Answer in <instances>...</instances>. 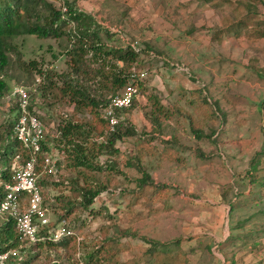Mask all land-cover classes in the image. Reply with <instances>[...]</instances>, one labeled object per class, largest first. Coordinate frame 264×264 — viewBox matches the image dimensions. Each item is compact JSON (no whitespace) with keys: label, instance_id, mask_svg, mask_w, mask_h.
Returning <instances> with one entry per match:
<instances>
[{"label":"rangeland","instance_id":"rangeland-1","mask_svg":"<svg viewBox=\"0 0 264 264\" xmlns=\"http://www.w3.org/2000/svg\"><path fill=\"white\" fill-rule=\"evenodd\" d=\"M46 1L54 7L74 3L90 14L109 33L106 40L100 33L106 46L139 49L137 70L145 75L133 108L120 116L135 135L115 143L116 154L95 160L104 169L95 178L110 180L109 192L93 200L91 212L66 217L78 241L74 250L44 245L33 250L36 256L29 264H74L97 248L104 234L119 243L117 260L125 264H156L144 240L167 244L166 251L186 264H264V37L252 34L264 31V0ZM248 15L252 19L239 31L219 35ZM214 30L219 36L212 41ZM13 43L18 57L8 54V67L0 74L5 85L0 94V150L13 112L6 89L16 84L32 87L41 79L38 68H45L53 81L67 71L65 43L33 36ZM39 88L35 106L40 109L35 113L46 139L54 137L56 125L69 116L93 125L86 113L72 115L57 88L44 90L45 95L51 93L46 98ZM150 96L167 112L157 116L159 127L144 117ZM192 129L214 133L195 140ZM12 149L11 144L7 152ZM135 167L155 184L166 185L159 200H151L150 191L136 194L140 190L134 182L140 173ZM59 174L56 180L72 175L63 168ZM52 180L39 176L51 225L63 215L54 198L68 191L48 185ZM26 259L27 254L5 264Z\"/></svg>","mask_w":264,"mask_h":264},{"label":"trees","instance_id":"trees-1","mask_svg":"<svg viewBox=\"0 0 264 264\" xmlns=\"http://www.w3.org/2000/svg\"><path fill=\"white\" fill-rule=\"evenodd\" d=\"M38 7H40V11ZM249 16L220 31L219 35L235 30L239 31L247 19H252ZM100 33H103L105 40L110 38L107 30L98 25L90 14L77 9L74 3L63 2L54 7L52 3L46 0H0V74L8 67V54H15L18 57L13 43L16 38L33 36L65 43L63 56L67 71L57 75V81L60 85H57V81L50 79L45 68H38L41 79L37 85L33 84L34 87H30L29 97L32 98L29 100L28 110L35 113L36 110L40 109V107L35 106V97L39 94L37 90L40 86V94L45 98L51 93L48 92L45 95L44 90L51 91L50 87H54L58 89L60 97L67 98L73 110L72 115L86 113L90 117V123L93 124L82 123L74 116L61 120L56 125L54 137L46 139L47 136L44 135L45 139L40 145L39 154L36 156V174H39L41 170V156L44 153H50L57 159L58 174L62 168L72 173L68 179L52 180L48 184L52 187L67 188L68 191L67 195L60 194L54 198L63 215L57 219L56 224H48L46 227L40 228L38 236H46L60 221L65 222L72 235L57 242L43 239L28 244L19 241L11 217L7 214L0 215L2 220L0 225V253L16 250L19 258L27 254L28 259L22 261L21 264H29L30 261L27 260L36 256V253L33 254V250H38L44 245L56 250L69 247L74 250V245L78 241L73 236V227L70 224L73 222H69L66 217L74 215L76 212H89L93 200L98 198L100 194H107L111 186L110 180L98 181L95 178L96 173L104 171L95 160L104 154H116L118 151L114 148L115 143L135 135L134 129L122 119L110 131L107 121L102 116V110L108 105L109 98L117 95L130 81L137 88L139 87L140 81L143 80H139L138 73L141 71L137 70L140 51L132 45L106 46L102 43L103 38ZM216 33L217 30L211 33L210 39L212 41L217 40L219 35ZM252 34L256 38L264 37V31H255ZM32 63L30 66L35 69L36 66L34 62ZM263 70L264 68L262 72ZM43 81H45V87H42ZM4 88V83L0 81V94ZM7 94L6 89L4 96ZM1 97L3 96L1 95ZM147 101L150 103V110L144 114V117L150 120L154 127H159L157 116L160 112H163L164 115L167 112L155 96L148 97ZM133 103L128 110L116 112L115 116H121V114L130 111L133 108ZM262 106V119L264 120V105ZM196 108H199L198 104ZM14 112L15 106L13 105L12 118L5 133L3 148L0 150V199L2 197L1 183L9 180V166L12 159L16 153L22 155L24 151L21 145L11 137V126L15 120ZM36 116L42 123L41 117L37 114ZM213 133L211 131L205 134L199 129H192V137L195 140L209 139ZM11 144L14 145V149L7 152ZM106 167L108 170L112 169L111 166L106 165ZM135 169L140 173V177L134 182L135 188L140 190L136 194L142 195L150 191L149 198L159 200L161 193L167 189L166 185L155 184L146 172L138 167ZM59 176L61 177V174ZM37 183L42 185L39 178ZM61 191L64 189L59 192ZM228 206L229 208L232 207L230 202ZM103 237L97 248L85 257L78 259L74 264L78 261L82 264H102V261L107 264H125L117 260V255L122 251L119 243L114 242L106 234ZM144 241L148 244L146 253L154 259L156 264H186L166 251L167 244ZM14 259L10 258L7 262Z\"/></svg>","mask_w":264,"mask_h":264},{"label":"built area","instance_id":"built-area-1","mask_svg":"<svg viewBox=\"0 0 264 264\" xmlns=\"http://www.w3.org/2000/svg\"><path fill=\"white\" fill-rule=\"evenodd\" d=\"M144 75V72H139V80L143 79ZM261 78L264 81V70ZM39 82L40 79L36 78L33 84L37 85ZM29 91L30 87L15 85L5 96V100L15 106L11 137L21 145L24 151L22 155L20 153L14 155L9 166V180L1 183L0 215L7 214L11 217L21 242L33 244L43 239L57 242L72 235L64 221H60L46 236H38L39 229L46 227L49 223L46 219V210L37 180L40 175H43L57 181V159L50 153L42 154L41 170L39 174H36V156L44 141L45 128L36 114L28 110ZM138 96L137 86L130 81L117 95L109 98L108 105L102 110V116L107 121L110 131L122 119L120 116H115L116 112L128 110ZM17 256L16 250L2 252L0 253V264H5L8 259L17 258Z\"/></svg>","mask_w":264,"mask_h":264},{"label":"crops","instance_id":"crops-1","mask_svg":"<svg viewBox=\"0 0 264 264\" xmlns=\"http://www.w3.org/2000/svg\"><path fill=\"white\" fill-rule=\"evenodd\" d=\"M264 15V14H263Z\"/></svg>","mask_w":264,"mask_h":264}]
</instances>
